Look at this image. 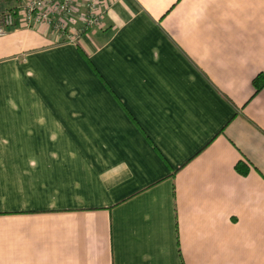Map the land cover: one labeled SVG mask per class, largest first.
Masks as SVG:
<instances>
[{
	"label": "crops",
	"instance_id": "obj_1",
	"mask_svg": "<svg viewBox=\"0 0 264 264\" xmlns=\"http://www.w3.org/2000/svg\"><path fill=\"white\" fill-rule=\"evenodd\" d=\"M75 5L0 35V264H264V0Z\"/></svg>",
	"mask_w": 264,
	"mask_h": 264
},
{
	"label": "built area",
	"instance_id": "obj_2",
	"mask_svg": "<svg viewBox=\"0 0 264 264\" xmlns=\"http://www.w3.org/2000/svg\"><path fill=\"white\" fill-rule=\"evenodd\" d=\"M100 4L101 0H85L84 9L79 15L84 29L101 21L103 11ZM75 6V0H28L15 9L0 10V35L16 27L18 13L21 15L22 23L27 26L44 23L56 31L66 33L68 27L65 19L74 13Z\"/></svg>",
	"mask_w": 264,
	"mask_h": 264
},
{
	"label": "trees",
	"instance_id": "obj_3",
	"mask_svg": "<svg viewBox=\"0 0 264 264\" xmlns=\"http://www.w3.org/2000/svg\"><path fill=\"white\" fill-rule=\"evenodd\" d=\"M255 85L257 86V90L261 89L264 86V76H257L254 80ZM245 168H240L243 173L247 172L246 166Z\"/></svg>",
	"mask_w": 264,
	"mask_h": 264
}]
</instances>
